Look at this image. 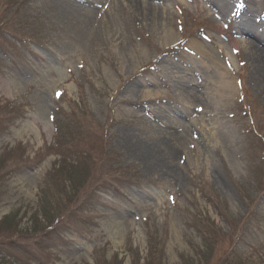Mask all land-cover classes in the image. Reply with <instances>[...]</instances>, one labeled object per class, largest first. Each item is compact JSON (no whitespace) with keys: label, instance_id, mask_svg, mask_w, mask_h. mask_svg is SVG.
<instances>
[{"label":"rangeland","instance_id":"1","mask_svg":"<svg viewBox=\"0 0 264 264\" xmlns=\"http://www.w3.org/2000/svg\"><path fill=\"white\" fill-rule=\"evenodd\" d=\"M90 1L0 0V264H264V0Z\"/></svg>","mask_w":264,"mask_h":264},{"label":"bare ground","instance_id":"2","mask_svg":"<svg viewBox=\"0 0 264 264\" xmlns=\"http://www.w3.org/2000/svg\"><path fill=\"white\" fill-rule=\"evenodd\" d=\"M132 1H135L138 4H140L141 9H143L142 10L143 12H146L148 10V8L145 7L144 4L140 0H128V2H132ZM112 2L113 1L111 0V3ZM92 3L91 1L89 2V0H88V3L86 2V4H81L77 0H60V9L62 13H65L66 16H69L70 19H73L75 20V22H78L81 24L82 28L79 27L78 29L80 33H83V30L87 31V29L89 28L88 30L91 31L93 35L95 36L94 38L97 39V38H100L99 36L101 34L102 35L104 34V28L102 29L101 24L97 25L95 28V23L97 22V17L95 16L96 6L95 4H92ZM150 9H151V13L156 12L155 7L152 6ZM240 32H243V34H249L250 36L254 37V39L264 44V40H263L264 35H261L262 32H259V31L257 32V30H254V28L251 29V27L246 25L243 27V29H240ZM166 34L167 35L165 39L171 38V34H169L168 32ZM249 44L251 46H254L256 50L258 49L255 59L257 61L256 64L258 67L257 72L260 74L259 69L260 68L264 69V47H259L253 41H249ZM191 92L193 91L191 90ZM198 106L199 105H197V107ZM189 129L190 128L183 127L181 129L182 130L181 132H177V133L171 132L172 134L169 132L168 135L164 136V138H161L162 140L160 142L163 145H165L166 148L168 146L169 149L178 151L180 148V144L184 143V141L187 139L188 132L190 131ZM123 219L127 221L128 217L125 216Z\"/></svg>","mask_w":264,"mask_h":264}]
</instances>
